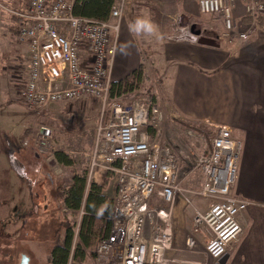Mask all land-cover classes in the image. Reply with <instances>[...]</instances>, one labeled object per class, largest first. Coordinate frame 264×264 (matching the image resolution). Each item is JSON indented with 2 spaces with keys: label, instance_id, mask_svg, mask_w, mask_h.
<instances>
[{
  "label": "built area",
  "instance_id": "1",
  "mask_svg": "<svg viewBox=\"0 0 264 264\" xmlns=\"http://www.w3.org/2000/svg\"><path fill=\"white\" fill-rule=\"evenodd\" d=\"M238 1L249 18L245 28H239L233 16ZM131 2L114 0L102 20L75 14V0H26L23 9L12 12L18 17L17 40L27 51L21 99L45 107L91 96L102 104L86 177L91 181L97 169L112 174V212L106 217L108 232L92 251V264H165L172 241L170 215L183 190L176 156L150 133L161 118L155 100L146 96L124 103L108 98L120 19ZM197 6L201 13L221 18L223 31L216 34L221 48H231L236 39L247 40L264 18V0H198ZM240 148L231 128L218 125L210 147L193 155L192 166L200 170L202 182L198 190L186 192L211 198L205 212L193 209L194 231H205L204 251L215 262L243 229L238 216L248 201L232 193ZM155 198L168 207L152 206ZM78 228L79 222L74 242ZM185 245L192 251L195 237L188 236Z\"/></svg>",
  "mask_w": 264,
  "mask_h": 264
},
{
  "label": "rangeland",
  "instance_id": "2",
  "mask_svg": "<svg viewBox=\"0 0 264 264\" xmlns=\"http://www.w3.org/2000/svg\"><path fill=\"white\" fill-rule=\"evenodd\" d=\"M25 5L26 0H0V264H51L50 248L60 243L63 235L57 230L59 222L62 219L70 221L75 232L81 217L80 213L74 214L60 205L55 188L67 186L73 174H87L88 154L102 104L94 99L96 103L91 111H83L81 103H74L76 101L43 107L27 105L21 99L25 74L13 73V70L19 64L16 57L26 51V47L17 40L12 12ZM146 61L141 64L144 81L134 86L128 98L118 101L129 103L152 96L161 112L153 137L170 147L180 166L179 183L183 190L177 195L170 215L172 241L164 254L165 264H212L210 257L202 253L208 236L202 228L195 232L192 220L193 209L205 212L211 198L192 196L186 190L200 188L202 174L192 166L193 155L210 147L215 126L178 113L160 85V76L154 71L156 60ZM206 131H211L209 139L205 136ZM42 136L45 138L41 139ZM42 140L46 142L41 143ZM57 150L67 153L73 165L56 162L53 155ZM101 171L104 181L107 172ZM111 179L112 176L104 190L109 199L112 196ZM31 195L40 203L38 214L42 217L30 216L26 224L24 220L12 218L14 212L32 209ZM179 197L186 207L184 227L179 226L174 217V206ZM151 204L168 207L157 198ZM40 224L45 225L41 228ZM22 225L23 229L20 228ZM190 235L197 241L192 251L185 245ZM93 250L87 251L82 264L93 263ZM67 264L79 263L72 257Z\"/></svg>",
  "mask_w": 264,
  "mask_h": 264
},
{
  "label": "crops",
  "instance_id": "3",
  "mask_svg": "<svg viewBox=\"0 0 264 264\" xmlns=\"http://www.w3.org/2000/svg\"><path fill=\"white\" fill-rule=\"evenodd\" d=\"M197 1L132 0L120 19L111 81L126 78L146 59H154L160 85L178 113L215 127L231 128L241 144L232 193L248 205L239 213L243 229L229 244L225 264H264V25L257 23L247 40L236 39L231 48H221L216 38L223 31L221 18L201 13ZM138 16L154 21V35L129 32L128 25ZM233 16L238 27L245 28L249 20L242 2L236 3ZM125 43L132 46L122 54L120 48ZM87 52V48L83 50ZM16 61L19 64L13 73H24L26 81L27 51ZM74 103H81L83 111H91L96 102L84 96ZM91 181L102 184V171L97 169ZM31 198L32 209L14 212L12 218L26 224L30 216L42 217L38 214L40 203L34 195ZM185 208L179 197L174 217L181 227L186 224ZM210 260L215 264L214 259Z\"/></svg>",
  "mask_w": 264,
  "mask_h": 264
},
{
  "label": "trees",
  "instance_id": "4",
  "mask_svg": "<svg viewBox=\"0 0 264 264\" xmlns=\"http://www.w3.org/2000/svg\"><path fill=\"white\" fill-rule=\"evenodd\" d=\"M113 2L114 0H75L73 12L89 18L106 19ZM12 19L18 25V17L13 15ZM257 23L260 26L264 25V18H259ZM144 77L145 73L140 65L126 78L111 81L109 100L118 101L128 98L134 91V86L144 81ZM130 78L133 81H130ZM205 125L210 126L209 123ZM150 133L153 137L155 129H150ZM210 133L211 131L205 132L207 139L210 138ZM53 156L56 162L64 166L73 165L72 158L62 150L55 151ZM111 176L112 174L107 172L103 183L97 184L93 181L88 182L85 173L74 174L67 186L58 185L55 188L56 197L62 207L70 209L74 214L82 211V214L75 242L74 230L70 221L62 219L59 222L57 230L62 231L63 235L61 242L55 243L50 249L51 264H67L71 252L73 259L82 264L87 257L85 250L95 249L103 234L108 232L109 222L106 217L112 212V201L105 195L104 190Z\"/></svg>",
  "mask_w": 264,
  "mask_h": 264
},
{
  "label": "clouds",
  "instance_id": "5",
  "mask_svg": "<svg viewBox=\"0 0 264 264\" xmlns=\"http://www.w3.org/2000/svg\"><path fill=\"white\" fill-rule=\"evenodd\" d=\"M128 30L136 36H152L157 31V25L148 16H138L129 25ZM132 45L125 43L121 45L122 54H127V49Z\"/></svg>",
  "mask_w": 264,
  "mask_h": 264
},
{
  "label": "water",
  "instance_id": "6",
  "mask_svg": "<svg viewBox=\"0 0 264 264\" xmlns=\"http://www.w3.org/2000/svg\"><path fill=\"white\" fill-rule=\"evenodd\" d=\"M23 261H26V259H24ZM226 261V256H223L222 258L218 259L215 264H225Z\"/></svg>",
  "mask_w": 264,
  "mask_h": 264
}]
</instances>
